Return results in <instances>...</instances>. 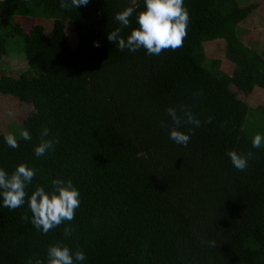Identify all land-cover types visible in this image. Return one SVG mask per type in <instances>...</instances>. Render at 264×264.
<instances>
[{
    "label": "trees",
    "instance_id": "16d2710c",
    "mask_svg": "<svg viewBox=\"0 0 264 264\" xmlns=\"http://www.w3.org/2000/svg\"><path fill=\"white\" fill-rule=\"evenodd\" d=\"M253 2L184 0L190 21L182 47L148 55L107 39L116 28L126 38L138 27L135 13L129 28L115 20L128 0L69 9L60 0H0V59L16 51L27 63L17 76L0 69V96L31 107L10 130L18 148L0 134V168H34L29 194L56 178L70 179L80 193L75 218L47 234L30 222L27 203L10 210L0 197V264H46L57 241L83 250L81 264H264V144L253 148L249 131L254 120L264 136V95L253 109L245 103L254 88L264 91V50L236 34ZM28 19L36 23L26 31L20 21ZM45 20L53 21L50 35ZM213 40L224 44L230 75L204 58L203 42ZM182 105L201 122L181 127L187 146L169 137L166 109ZM45 127L59 143L37 157ZM21 129L32 139L20 138ZM229 150L253 154L244 171Z\"/></svg>",
    "mask_w": 264,
    "mask_h": 264
},
{
    "label": "clouds",
    "instance_id": "9594fccd",
    "mask_svg": "<svg viewBox=\"0 0 264 264\" xmlns=\"http://www.w3.org/2000/svg\"><path fill=\"white\" fill-rule=\"evenodd\" d=\"M88 3L89 0H70V3L68 0H60V7L69 9L86 6ZM143 4L144 10L138 12V0H128V6L116 13L115 20L124 28H129L131 27L130 18L135 13L138 27L132 28L126 38L121 35V28H116L108 32L107 39L115 43L121 51L128 49L136 52L144 49L148 55H160L165 50L175 51L182 47L190 21L184 0H143ZM194 95H202V93ZM166 112L172 121L169 126L170 139L179 145L187 146L190 135L180 129L184 125L199 127L200 120L183 105L179 109L169 107ZM211 120L212 117H208L206 122ZM192 131V128L188 129V133ZM49 136L50 129L43 128L39 143L34 148L37 157L44 156L53 149L55 143H59L58 137L47 138ZM19 137L25 141L32 139L26 129L19 131ZM4 140L11 148L19 147L18 138L13 132L7 133ZM251 143L253 148L259 149L264 144V136L259 133L254 135ZM227 155L236 169L244 171L253 154L251 152L241 154L229 150ZM35 175L36 170L23 162L19 163L10 174L0 168V197H2L3 206L10 210L23 207L27 203L31 212L30 222L37 230L47 234L75 218V210L80 206V193L70 179L65 181L56 178L51 181L50 189L46 190L45 187L37 185L29 194L26 189ZM22 219H28L27 215L22 216ZM72 231V228L66 227L64 235L70 236ZM46 252V264H81L86 259L83 250L72 251L61 241L49 245ZM35 264H44V261L37 259Z\"/></svg>",
    "mask_w": 264,
    "mask_h": 264
},
{
    "label": "rangeland",
    "instance_id": "374dc122",
    "mask_svg": "<svg viewBox=\"0 0 264 264\" xmlns=\"http://www.w3.org/2000/svg\"><path fill=\"white\" fill-rule=\"evenodd\" d=\"M254 1V2H253ZM253 2L256 8L252 13L241 23L236 26V34L240 42L252 50H264V0H246V3ZM22 27L28 31L33 23L36 21L31 19L21 20ZM38 23V22H37ZM45 31L48 35L51 34L53 21L45 20L43 22ZM67 34L71 47L75 46V37L73 33V26L71 23L67 24ZM15 49L18 50V45L15 44ZM204 58L207 60H218L220 70L230 75L233 65L224 58V44L221 40H213L203 42ZM7 69L10 74L17 76L18 73L24 72L27 69V63L20 52L13 51L8 56H3L0 59V69ZM262 95L264 91L254 88L253 92L247 96L245 103L248 108L253 109L262 104ZM31 110L29 106L20 105L18 100L11 96H0V134L8 133L19 125V120L23 119ZM259 123L250 120L249 131L253 135H263V129L258 126ZM11 130V131H12Z\"/></svg>",
    "mask_w": 264,
    "mask_h": 264
}]
</instances>
